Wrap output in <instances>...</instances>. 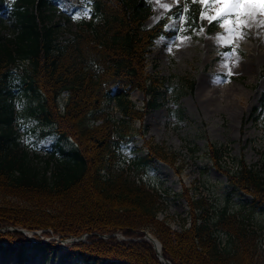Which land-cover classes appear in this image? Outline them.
<instances>
[{"label":"trees","instance_id":"obj_1","mask_svg":"<svg viewBox=\"0 0 264 264\" xmlns=\"http://www.w3.org/2000/svg\"><path fill=\"white\" fill-rule=\"evenodd\" d=\"M3 1L0 27L9 14L14 30L0 32V252L15 254L21 263L28 247L54 253L61 249L60 240L83 237L67 242L69 255L82 264H163L143 237L148 231L171 264H258V232L242 211L222 209L208 223L200 202L185 195L189 220L184 217L181 228L158 217L166 189L144 178L153 159L171 164L174 152L148 142L146 154L117 162L116 150L139 132L133 123L156 106L163 82L146 72V55L154 38L172 33L164 26L173 11L147 27L153 12L148 0ZM54 3L75 11L88 7L90 14L88 19L81 16L72 38L60 42L47 22ZM18 72L23 86L40 97L29 107L30 114L73 142L69 150L58 146L61 155L51 170L49 161L33 165L13 135L12 104L6 97L11 94L8 82ZM134 89L144 94L142 108L130 99ZM63 92L67 101L61 110ZM111 102L119 108L118 118L110 114ZM252 110L254 114L256 107ZM207 146L212 166L232 189L250 194L252 209L263 205V171L242 158L228 165L222 148ZM8 226L43 229L42 235L59 240L41 243L35 234L38 243H30L23 232ZM119 233L126 239L118 240ZM220 234L226 235L223 244Z\"/></svg>","mask_w":264,"mask_h":264},{"label":"rangeland","instance_id":"obj_2","mask_svg":"<svg viewBox=\"0 0 264 264\" xmlns=\"http://www.w3.org/2000/svg\"><path fill=\"white\" fill-rule=\"evenodd\" d=\"M149 2L153 13L145 22L147 27L170 10L180 9L165 25L166 31L174 33L155 38L146 55V72L163 82L158 88L156 106L146 112L142 121L133 123L139 132L119 147L117 162L121 165L146 154L148 142L174 152L171 164L153 160L144 178L149 184L166 189L165 204L158 217L164 218L173 229L181 228L182 219L189 220L185 195L200 202V212L208 223L215 221L222 209L242 211L258 232V264H264V204L252 209L250 194L233 190L224 175L212 166L207 154V145L212 143L224 150L222 160L226 164L235 165V160L242 158L247 165L264 173V26L256 23L264 17L258 14L253 17L251 26L241 30L244 38L237 39L238 33L229 36L215 21L202 19L200 12L205 6L193 0H175L172 4H168V0ZM219 7H208L206 15H214ZM83 9V12L68 10L54 3V8L48 11L52 16L47 22L53 26L57 41L74 36L81 15L89 17L88 9ZM12 20L4 16L0 32L10 34L14 30ZM220 36L232 42L225 43ZM223 53L231 55L225 57ZM222 64H227L228 68L222 69ZM229 70L231 75L226 74ZM23 85L21 72L15 73L8 82L11 94L6 101L12 104L13 135L33 165L42 167L49 161L51 170L61 155L56 151L57 134L48 130L54 129L53 125L47 126L30 114L29 107H35L40 97ZM129 95L136 107L144 106L145 98L140 91L134 90ZM66 97V93L59 97V109ZM109 107L113 118H118L119 108L114 102ZM44 130L50 133L43 135ZM58 142L65 150L73 146L69 140ZM42 232L36 233L41 243L59 239L56 235L44 236ZM25 235L30 243H38L34 233ZM116 238L122 240L124 236L119 233ZM220 238L221 243H225L226 235L220 234ZM60 243L61 249L54 253L28 247L25 261L21 263L15 254L0 252V264H82L67 252L66 239ZM2 244L5 245V241Z\"/></svg>","mask_w":264,"mask_h":264},{"label":"snow or ice","instance_id":"obj_3","mask_svg":"<svg viewBox=\"0 0 264 264\" xmlns=\"http://www.w3.org/2000/svg\"><path fill=\"white\" fill-rule=\"evenodd\" d=\"M157 2H159V0H157ZM193 2L205 6L200 12L202 19H208L210 23L215 21L217 26L224 28L229 36L238 33L236 37L237 39L244 38V33L241 30L245 27L251 26V20L253 17L257 14L260 17H264V0H193ZM213 5H219L221 7L217 9L214 15L207 16L206 9ZM163 6L165 8L168 7L167 5ZM256 23L258 26H264V20L256 21ZM219 39L224 40L225 43L229 44L232 42L224 36H220ZM169 51H171V49H169ZM222 55L227 57L231 54L223 53ZM221 68H228V65L222 64ZM226 74L231 75L232 73L229 70Z\"/></svg>","mask_w":264,"mask_h":264},{"label":"water","instance_id":"obj_4","mask_svg":"<svg viewBox=\"0 0 264 264\" xmlns=\"http://www.w3.org/2000/svg\"><path fill=\"white\" fill-rule=\"evenodd\" d=\"M13 230H17V231H22V232H25V233H31L33 231H28L26 229H23V228H11ZM34 233V232H33ZM101 237H104L103 235H100ZM145 237L148 241H150L151 243H153V246L154 248H156L157 250V257L158 259H160V261L164 264V263H167V264H171L169 261H167L165 258L163 259L162 257V254H161V248H160V242L158 241V239L156 237H154L153 235H151L150 233L148 232H145Z\"/></svg>","mask_w":264,"mask_h":264},{"label":"bare ground","instance_id":"obj_5","mask_svg":"<svg viewBox=\"0 0 264 264\" xmlns=\"http://www.w3.org/2000/svg\"><path fill=\"white\" fill-rule=\"evenodd\" d=\"M175 0H168V4L174 3Z\"/></svg>","mask_w":264,"mask_h":264}]
</instances>
